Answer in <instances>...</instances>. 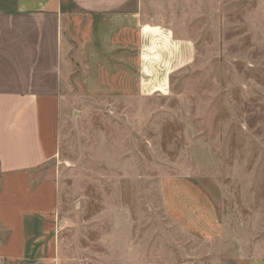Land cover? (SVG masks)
Returning a JSON list of instances; mask_svg holds the SVG:
<instances>
[{
	"label": "rangeland",
	"instance_id": "obj_1",
	"mask_svg": "<svg viewBox=\"0 0 264 264\" xmlns=\"http://www.w3.org/2000/svg\"><path fill=\"white\" fill-rule=\"evenodd\" d=\"M168 7L183 50L164 90L89 99L65 86L55 156L26 180L0 172V264L18 251L20 188L42 183L56 189L54 264L264 260V0ZM167 178H186L209 198L221 240L168 217Z\"/></svg>",
	"mask_w": 264,
	"mask_h": 264
},
{
	"label": "crops",
	"instance_id": "obj_2",
	"mask_svg": "<svg viewBox=\"0 0 264 264\" xmlns=\"http://www.w3.org/2000/svg\"><path fill=\"white\" fill-rule=\"evenodd\" d=\"M169 2L0 0L4 179L26 180L57 153L65 86L74 84L89 99L164 90L166 71L181 63L183 50L174 28L166 25ZM20 192L18 251L8 259L11 264H54V184L42 183L33 191L26 185ZM162 194L166 214L184 232L210 242L223 238L212 202L195 184L167 178ZM247 264L264 260L251 258Z\"/></svg>",
	"mask_w": 264,
	"mask_h": 264
}]
</instances>
